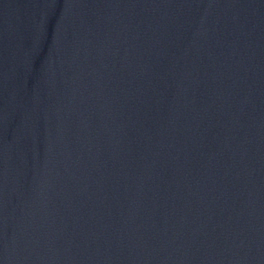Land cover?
<instances>
[{
    "label": "water",
    "instance_id": "95a60500",
    "mask_svg": "<svg viewBox=\"0 0 264 264\" xmlns=\"http://www.w3.org/2000/svg\"><path fill=\"white\" fill-rule=\"evenodd\" d=\"M261 264H264V243H263V251H262Z\"/></svg>",
    "mask_w": 264,
    "mask_h": 264
}]
</instances>
